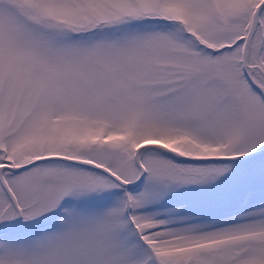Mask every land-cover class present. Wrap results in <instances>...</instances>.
I'll use <instances>...</instances> for the list:
<instances>
[{
	"label": "snow or ice",
	"instance_id": "6c2138e0",
	"mask_svg": "<svg viewBox=\"0 0 264 264\" xmlns=\"http://www.w3.org/2000/svg\"><path fill=\"white\" fill-rule=\"evenodd\" d=\"M0 264H264V0H0Z\"/></svg>",
	"mask_w": 264,
	"mask_h": 264
}]
</instances>
